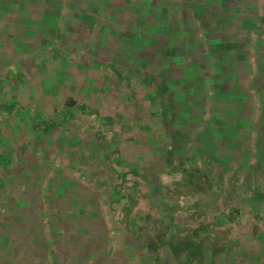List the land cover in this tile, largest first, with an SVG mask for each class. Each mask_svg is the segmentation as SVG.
Listing matches in <instances>:
<instances>
[{"label":"rangeland","instance_id":"obj_1","mask_svg":"<svg viewBox=\"0 0 264 264\" xmlns=\"http://www.w3.org/2000/svg\"><path fill=\"white\" fill-rule=\"evenodd\" d=\"M133 1H136L134 9L122 6V9H114L113 13L112 5L103 0H0V104L16 101L58 120L55 110L62 108L69 97H76L102 116L117 120L113 126L102 125L101 128L96 119L82 120L80 124L73 120L55 129L50 136L41 135L39 138L31 135L24 123L19 128L0 124L3 130L0 154L5 151L8 155L6 161L0 160V213L5 205L16 202V212L24 210L19 213H23L22 217L14 216L11 222V227L18 228L20 224L32 226L36 220L33 217L40 210L58 211L59 215L68 216L74 225L72 233L78 237L80 231L87 239L97 236L96 227L100 224L110 231L113 238L112 242L109 240L110 246L114 247L117 241L123 242L124 232L114 220L115 213L109 205V193L118 181L107 170L102 158L104 146L98 147L102 143L99 142V132L105 133L106 139L115 133L120 135L117 140H121L127 170L131 166L144 168L141 172L143 192L140 203L144 214L152 211V216L163 218L166 223L173 221L185 229L213 224L211 232L220 230L222 235L217 241L220 246L228 244L227 236L223 235L235 240L233 249L229 251L230 259L225 261L227 264H264V220L257 221L253 217L257 213L264 218V122L259 129L254 127L258 114L264 113V79L257 84L254 79L259 74L264 75V46L259 48L248 41L249 36L257 38L259 30L264 29V9L258 7L261 0H246V10L240 0H227L222 6L215 0L213 5L207 3L208 13L200 18L201 10L193 0ZM165 1H169L174 9V20L180 26L184 20L194 24L193 31H197V35L190 32L188 37L178 35L176 38L164 27L162 32L156 28L149 29L147 21L155 25L156 19L151 4L156 10L160 9V19H169L167 11L161 9L168 3ZM176 2L179 8H175ZM238 3L240 6L237 7ZM234 9L242 12H233ZM211 11L220 16L221 25L220 21H213ZM92 15L97 18L96 23H93ZM212 22H215L214 26ZM105 27L110 33L104 32ZM204 32L211 33L216 39H226L241 46L245 44V48L228 57L229 65L225 62L220 72V81L226 80V90L233 92L238 87L246 95L239 102L245 105L230 115H226L224 108L222 113L217 106L207 112L201 108L192 111L191 120L198 124L187 140L178 137L180 139L175 142L178 156L186 150L193 152L192 156L195 154L194 150L200 146L195 138L199 130L204 129L209 120L207 113L211 111L220 122L217 125L222 131L242 116L253 127L243 128L244 139L236 148L228 145L225 148L222 144L214 146L212 142L202 145V159H195L198 168L205 170L204 162L208 159L214 163V167L210 166L214 173L209 171L206 176L209 183L206 185L211 186V191L204 186L198 192L199 187L191 190L180 186L186 183L182 174L163 173L166 153L160 148L164 142L156 140L157 135L161 137L165 132L183 129L182 126L176 128L178 118L169 110L173 103L186 105L187 100L182 97L183 88L179 90L180 98L176 96L174 102L167 97L164 99V104L168 105L166 110L175 116L177 123L166 127L156 122L151 136L140 126L154 119L152 115L156 107L150 105L147 92H152L158 84L166 83L173 88L184 78V81L192 79L188 77V69L194 61L199 60L202 67L195 72L196 75L208 78V88L215 86L212 79L218 71L214 68L218 56L211 57L210 43ZM183 41L190 43L185 50L180 48L178 53H185V60L171 61L162 54L165 45ZM62 75L66 87L57 81ZM120 75L123 78L121 84L117 81ZM212 94L210 90V96ZM234 99L233 95L228 99L220 97L224 105L235 103ZM74 138L78 141L75 142ZM149 149L156 152L150 155ZM246 149L247 157L243 156ZM258 192L259 200L255 199ZM145 200L148 204L143 202ZM68 207L71 211L65 210ZM233 209H239L244 215L240 223L217 228L215 216ZM81 210L88 212L83 215ZM75 213L84 216V221L73 219ZM2 217L1 214L0 220ZM145 222L152 224V221ZM26 225L24 227L27 228ZM226 228L231 232L222 233ZM218 234L213 233L212 236L216 238ZM73 240L77 244L75 236ZM128 245L123 242L122 248L118 246V250L122 249V258L128 256ZM139 258L137 255L125 263L137 264ZM79 261V264H84L83 260Z\"/></svg>","mask_w":264,"mask_h":264},{"label":"trees","instance_id":"obj_2","mask_svg":"<svg viewBox=\"0 0 264 264\" xmlns=\"http://www.w3.org/2000/svg\"><path fill=\"white\" fill-rule=\"evenodd\" d=\"M103 1L108 2L110 6L112 5L111 12L116 8L122 9V6H124L123 8L125 9L129 7H133L134 9L136 4V1L133 0ZM193 1L196 7L201 10L198 15L200 18L208 13L209 9L207 8V3L213 5L217 2L218 5L222 6L227 0H216V2L215 0ZM165 2L168 3H165V6L161 7V9L167 11L166 16L169 17V19H160L158 13L161 12L160 9L158 8L156 10V7L151 4V10L154 12V16L156 15V19L154 23L155 25H153V22L151 23L147 21V25L150 27L149 29L155 30L156 28L162 32L164 31L162 27H164L167 33L176 38H179L178 35H183L184 37L186 35V37H188L190 32L196 34L197 31H193L194 24H188V22L184 20L183 26H180L179 23L174 20V9H172V5H170L169 1ZM240 2H243V7L246 10L248 6L246 0H240ZM260 2L261 4L258 5V7L264 9V0H261ZM141 3H144V1ZM239 3L237 4V7L240 6ZM99 4L102 5L101 3ZM175 5V8L179 6V4L177 6V2ZM235 11L242 12L240 9H234L233 12ZM141 12L147 13L148 11L141 10ZM211 12L213 13V11ZM213 14V21H220L221 25L222 20L220 19V16H216L215 13ZM95 19L97 18L93 16L92 21H95ZM252 20L255 22L254 17ZM96 21L93 23H96ZM250 22L252 21L250 20ZM214 23L215 22H212L213 26ZM159 26H161V28H159ZM185 28L187 30H185ZM104 32L107 34L110 33L108 27L104 28ZM204 36L206 40H209L210 45L208 50L211 53V57L218 56L215 58L217 65H214V68L218 69V71L214 73L212 79V82H214L213 85L215 86L208 88V78L196 75L195 72L199 71L202 67L198 64L199 60L194 61L188 69V77H192V79L188 78L184 81V78L177 85H173V88L166 83L158 84L152 92H147L146 97L149 99L150 105L156 107L155 112L152 115L154 119H151L150 122L140 126L147 135L149 134L151 136L154 123L160 122L163 126L167 127V125H169L171 127L173 124L170 123H177L176 118H178L176 128L182 126V130L165 132L161 137L157 134V137L154 135L157 138L156 140L159 141L161 139L164 142L163 147L160 148L161 152L165 151L166 153L164 165L162 166L163 173L182 174L185 177L186 183H183L180 186L183 187V189L187 187L191 190L199 187L198 192H200L199 190L203 189L204 186L206 190L211 188L210 185H206L209 184L206 176L208 177L209 171L213 172L210 169V166L214 167L213 162L211 163L208 159L207 161L204 159V161H206L204 162L205 170L200 169V167L198 168V162H196L195 159H202L201 155L204 149L202 145H204L205 142H212L211 145L214 146L222 144L223 147L228 145L236 148L244 139L242 137L243 133H241V131L244 130L243 128L253 127V124H250L248 120H244V117L242 116L238 117L233 122H230L227 129L222 131L217 125L220 122L215 118L214 113L211 111L210 114L207 113L209 120L206 122L204 129L199 130L200 133L195 138L196 141H199L198 144L200 145L194 150L195 154L192 156L193 152L186 150L182 156H178V148L175 147V142L177 139H180L178 137L181 136L182 138L184 137V140H187V137L190 138L192 135L191 131H193L194 127H197L196 125L198 124L197 121L192 122L191 120L192 111L201 108L207 112V110H215L214 107L217 106L222 113L224 112V108L226 115H230L235 113L234 110L236 108L241 109L245 105L242 103L239 104L246 95L243 92H240L238 87L232 92L226 90L224 84L226 80L220 81V72L223 70L221 67H225L224 64L225 62L227 63L229 56L236 54L241 48H245V44H242L241 46L236 42L232 43L226 39H216L215 36L212 37L209 32H204ZM172 37L171 42L173 40ZM190 37L193 36L190 35ZM248 38V41H251V43L254 42V46L259 48L264 46V29L261 28L259 30L257 38L251 36ZM171 42L165 45L164 49L161 50L162 54L168 57L171 61H173V59H186L185 53L180 55L178 53L180 52V48L183 47V50H185L190 46V43L183 41L181 44L176 42L175 45H172ZM239 57L241 59L243 58L241 56ZM227 65L229 64L227 63ZM202 71L205 70L203 69ZM60 78H58L57 81L59 84H63L62 87H66L67 84L65 82L66 80H64V76L61 79ZM193 78L197 80H193ZM254 79L257 84L264 79V75L259 74ZM117 81L120 84L123 83L121 75ZM193 81L198 83H193ZM190 85H192V87H190ZM181 89L184 92V96L182 97L187 101L186 105L176 106L174 103L171 105L169 110L176 113L175 118V116L173 117L170 114L169 110H166L168 105L164 104V99L167 97L170 101L174 102ZM210 90L213 93L211 96ZM232 95L235 97L233 100L235 103L231 104L224 102L225 105L221 103V96H225L228 99ZM186 96H188L189 99ZM178 98L180 97L178 96ZM236 102L238 105H236ZM262 108H264L263 105ZM55 113L58 120L40 113L36 108L25 107L16 101H12L6 104H0V124H6L7 126L11 125L10 128H19L24 123L26 127L29 128V133L36 136L35 138H39L41 135L44 137L50 136L55 129L61 127L63 124L68 125V123L73 120H76L78 124H80V121L82 120L96 119V121H98L97 125L100 128L102 125L113 126L117 122L115 118L110 116L104 117L92 106H89L84 102H79L76 97H69L62 108L55 110ZM220 116H222V114ZM222 117L228 118V116L224 115ZM198 120H200V117H198ZM257 120L258 122L254 127L259 129L264 122V113L258 114ZM178 133H181V135H178ZM2 134L3 130L0 128L1 141L3 140V137L1 136ZM99 136L101 137L99 142L102 143L98 147L104 146L102 158L107 165V170L112 172L118 181L109 193L111 196L109 205L111 211L115 213L114 220L116 223H119L124 232L123 242L129 244L126 248L128 256L125 258L121 257L123 242L117 241L114 247L109 245V240L112 242L113 238L110 237V231L106 230L107 226L99 224L96 227L98 233L95 237L87 239L82 231L79 232L78 237L72 233L74 225L69 221L68 216H61L58 211L47 212L40 210V212H37L35 215L36 217H33V219L36 220H33L34 223L32 226L29 227L25 224L27 226L26 228L24 227V224H20L18 228H13L11 227V222L14 220V216L20 215L22 217L23 213H19L24 210H17L16 212L15 209L18 207L17 203L10 202L9 205H5V208H3L0 213V215H3L1 218L2 220H0V223H3L0 224V256L2 257L0 259V264H79L81 263L79 260H83L84 264H118L119 261H122L120 264H126V260L129 261L130 258L135 259L137 255L140 257L137 264H227L225 261L230 259V250L233 249L235 240H233L232 237L230 239L228 235H223L227 236L226 240H228V244L220 246L221 244L217 243V241L222 235H220V230L211 232L213 230L211 227L214 226L213 224H201L195 228L185 229L176 225L173 221H171V223H166L163 218L152 216V211L148 212V214H144L142 210H140V203L142 202L141 193L143 192L141 190V180L143 179L141 172L144 168L131 166L130 170H127L123 151L121 149V140H117V137H120V135L118 136L114 133L112 138L106 139V134L99 132ZM74 141L77 142V138H74ZM154 152L156 151L153 149L148 150L150 155L154 154ZM247 154L248 150L246 149L243 156L247 157ZM7 159V152L3 151L2 154H0V160L6 161ZM243 160H245V158H243ZM217 176L219 175L217 174ZM218 179H220V177ZM150 185L149 187H152V185ZM155 189L158 190L157 187ZM259 198L260 193L258 192L255 199L259 200ZM91 200L93 201V199ZM143 202L148 204L147 200ZM71 204L74 206L73 202ZM145 207L147 208V205ZM70 209L71 207L65 208V210ZM81 212L83 215H86L88 210H81ZM243 216L244 215L239 209L224 212L215 216L217 220L215 226L222 229L221 227L226 226V224L240 223ZM83 217L84 216L77 215V213L73 214V219L77 218L80 222L84 221ZM253 217L257 221L264 220L261 214L254 213ZM24 220L27 221L25 218ZM145 220H148L149 222L152 221V224H147ZM230 232V228H226L224 231L222 230V233ZM213 233L219 234L214 238V236H212ZM74 236L78 241L77 244L74 243ZM83 240L84 242H81ZM137 242L139 245H136ZM230 245H232L231 248ZM118 246L121 247L120 250H118ZM88 252H90L89 256L87 255ZM222 257H224V259Z\"/></svg>","mask_w":264,"mask_h":264}]
</instances>
